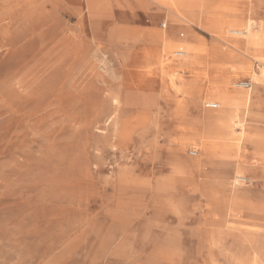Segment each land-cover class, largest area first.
<instances>
[{"label": "rangeland", "instance_id": "rangeland-1", "mask_svg": "<svg viewBox=\"0 0 264 264\" xmlns=\"http://www.w3.org/2000/svg\"><path fill=\"white\" fill-rule=\"evenodd\" d=\"M201 1L0 0V264H264V48L229 33L264 0Z\"/></svg>", "mask_w": 264, "mask_h": 264}, {"label": "bare ground", "instance_id": "bare-ground-1", "mask_svg": "<svg viewBox=\"0 0 264 264\" xmlns=\"http://www.w3.org/2000/svg\"><path fill=\"white\" fill-rule=\"evenodd\" d=\"M164 5L174 13L175 16L179 18L187 17L184 13L185 9H196L200 10L202 9L203 4L201 3V0H161ZM219 19L217 18H211V17H203L202 24L206 26H221V22L219 23ZM254 23H252L251 20H249L242 31H229L231 34L235 35H242L245 38L246 46L250 50H261L264 48V33H260L256 31ZM162 40L165 44L162 58H166V61L170 60L169 55L174 54L177 57L183 56L185 57L183 60H180L177 64H175V68L177 70L187 68L189 66V59L186 57L189 55H201V53L204 51L203 47L201 45L198 46H185V45H179L174 46L170 43L169 39L165 36L162 37ZM164 46V45H163ZM175 49H179L178 51H174ZM233 57H235L233 54H226L223 56L224 60L229 63H234L239 60H241L239 57L235 61H233ZM243 61V60H241ZM164 63V61H163ZM172 65V64H171ZM249 65H244L240 69L248 68ZM223 71V70H222ZM254 78L257 76L256 72L253 70ZM261 77L264 78V70H261L260 73ZM168 82L170 86L176 90L177 92H180L182 90V86L179 85L181 79L176 74H168L167 75ZM240 87V86H235ZM241 88V87H240ZM197 89L196 83H190L186 85L187 91H194ZM185 90V91H186ZM186 91V92H187ZM214 94H217V100L218 103H211L212 105H217V108H223L222 111L219 112L218 116H215L216 121L229 124L233 127L236 126L234 122V118L232 116V112L234 109L238 106H247L249 101L251 100L250 92L249 90H231L230 88V78L226 77L223 78V82L220 84H217L214 86L211 90ZM188 93V92H187ZM231 123V124H230ZM238 126V125H237ZM240 129V128H239ZM238 129V130H239ZM239 132V131H238ZM242 140V139H241Z\"/></svg>", "mask_w": 264, "mask_h": 264}, {"label": "built area", "instance_id": "built-area-1", "mask_svg": "<svg viewBox=\"0 0 264 264\" xmlns=\"http://www.w3.org/2000/svg\"><path fill=\"white\" fill-rule=\"evenodd\" d=\"M242 87L248 89L250 87V84L249 83H245V84L242 85ZM211 107L217 108V105H212Z\"/></svg>", "mask_w": 264, "mask_h": 264}, {"label": "crops", "instance_id": "crops-1", "mask_svg": "<svg viewBox=\"0 0 264 264\" xmlns=\"http://www.w3.org/2000/svg\"><path fill=\"white\" fill-rule=\"evenodd\" d=\"M213 108V107H212ZM216 109H218V108H216Z\"/></svg>", "mask_w": 264, "mask_h": 264}]
</instances>
